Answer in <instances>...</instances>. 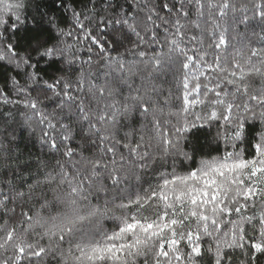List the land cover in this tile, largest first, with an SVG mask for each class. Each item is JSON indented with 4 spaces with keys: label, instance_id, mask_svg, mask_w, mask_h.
I'll use <instances>...</instances> for the list:
<instances>
[{
    "label": "snow or ice",
    "instance_id": "6c2138e0",
    "mask_svg": "<svg viewBox=\"0 0 264 264\" xmlns=\"http://www.w3.org/2000/svg\"><path fill=\"white\" fill-rule=\"evenodd\" d=\"M0 264H264V0H0Z\"/></svg>",
    "mask_w": 264,
    "mask_h": 264
},
{
    "label": "trees",
    "instance_id": "16d2710c",
    "mask_svg": "<svg viewBox=\"0 0 264 264\" xmlns=\"http://www.w3.org/2000/svg\"><path fill=\"white\" fill-rule=\"evenodd\" d=\"M201 142H203V140H201ZM27 147H28V148H31V151H32L33 153L36 152V149H35V148H32L31 145H28ZM21 148H25V143H24V142H21Z\"/></svg>",
    "mask_w": 264,
    "mask_h": 264
}]
</instances>
